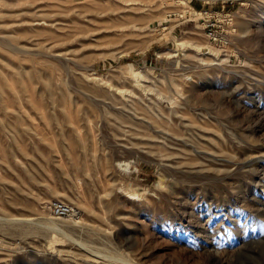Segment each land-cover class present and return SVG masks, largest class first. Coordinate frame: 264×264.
I'll return each instance as SVG.
<instances>
[{"label":"rangeland","instance_id":"rangeland-1","mask_svg":"<svg viewBox=\"0 0 264 264\" xmlns=\"http://www.w3.org/2000/svg\"><path fill=\"white\" fill-rule=\"evenodd\" d=\"M0 264H264V0H0Z\"/></svg>","mask_w":264,"mask_h":264},{"label":"built area","instance_id":"built-area-1","mask_svg":"<svg viewBox=\"0 0 264 264\" xmlns=\"http://www.w3.org/2000/svg\"><path fill=\"white\" fill-rule=\"evenodd\" d=\"M52 211L54 215L63 217V216H69V215L74 214L75 209L66 203L58 201V202L53 203Z\"/></svg>","mask_w":264,"mask_h":264},{"label":"bare ground","instance_id":"bare-ground-1","mask_svg":"<svg viewBox=\"0 0 264 264\" xmlns=\"http://www.w3.org/2000/svg\"><path fill=\"white\" fill-rule=\"evenodd\" d=\"M15 48V47H14ZM15 49H17V48H15ZM12 51V50H11ZM20 51V50H19Z\"/></svg>","mask_w":264,"mask_h":264}]
</instances>
